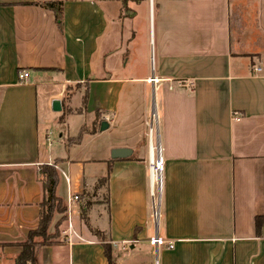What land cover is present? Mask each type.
<instances>
[{"label":"crops","instance_id":"crops-1","mask_svg":"<svg viewBox=\"0 0 264 264\" xmlns=\"http://www.w3.org/2000/svg\"><path fill=\"white\" fill-rule=\"evenodd\" d=\"M44 165L68 218L34 264H264V0H0V264L39 226Z\"/></svg>","mask_w":264,"mask_h":264},{"label":"trees","instance_id":"trees-1","mask_svg":"<svg viewBox=\"0 0 264 264\" xmlns=\"http://www.w3.org/2000/svg\"><path fill=\"white\" fill-rule=\"evenodd\" d=\"M140 2L143 0H134ZM42 7L51 10L55 13L58 24L62 23L63 8L60 2H48L40 4ZM86 97L84 105H86ZM83 133V132H82ZM82 138L80 134L77 138L70 140V144L79 143ZM44 190V200L40 206V221L39 226L35 231H32L24 242L22 253L15 259L14 264H34L35 251L40 246L51 245L56 243V239L60 238L61 227L67 221L68 208L66 202L57 196V187L60 182V175L54 166L44 165L40 172ZM58 221L55 225V231L51 235L50 227L55 219L58 217ZM85 212L82 213V219L85 220ZM264 219H257V223L260 224ZM40 238L43 243L35 245L34 239ZM34 245V246H33Z\"/></svg>","mask_w":264,"mask_h":264},{"label":"built area","instance_id":"built-area-1","mask_svg":"<svg viewBox=\"0 0 264 264\" xmlns=\"http://www.w3.org/2000/svg\"><path fill=\"white\" fill-rule=\"evenodd\" d=\"M257 71V69H256ZM29 74L24 73L20 75V80H23L25 78H28ZM237 117V115H235ZM239 119V118H238ZM157 125V118H155L154 113L151 115V123H150V133L152 134L154 126ZM157 149V148H155ZM161 156V151H160ZM150 194L153 201V219L156 223L159 221L160 217V202H161V192H162V185H163V169H164V163L162 156L158 157V152L154 150L153 154L151 153L150 157ZM79 200L78 196H72L69 198V204L71 205L73 202H76ZM68 230L70 234H73V227L72 223L69 222ZM150 244L154 247L159 246H165L167 244L168 248H173V244H168L166 240L161 238L158 235H155L153 238L150 239Z\"/></svg>","mask_w":264,"mask_h":264},{"label":"rangeland","instance_id":"rangeland-1","mask_svg":"<svg viewBox=\"0 0 264 264\" xmlns=\"http://www.w3.org/2000/svg\"><path fill=\"white\" fill-rule=\"evenodd\" d=\"M144 12V11H143ZM143 12H141V10H139V14H138V22H140L141 18H143ZM144 19V18H143ZM78 100L77 102L75 101V105H78ZM154 113V111H153ZM155 116V115H154ZM156 127L157 125L154 126V129H153V134L156 132ZM52 133L53 131L50 130ZM77 133V132H76ZM76 133L74 132V135H76ZM53 139V134H52V137L50 136V141ZM157 143H156V148H157ZM60 148V147H59ZM93 154H91V152H89L86 156L87 157H92ZM83 159V158H82ZM105 195H106V191H105V186L104 187H101L100 190L99 189H91L88 191V193L86 194V198H85V201L86 202H89L88 204L90 205V210H89V213L93 212L94 216H95V211H97L99 208L98 206H100L99 204H104L106 202V198H105ZM98 208V209H97ZM78 215V212L74 210V213H73V218L75 219L76 216ZM91 217V216H90ZM91 222L92 224H94L95 220L92 219L91 217ZM51 235H53L51 233ZM62 239V236H60V238L56 239L55 241L56 242H59L60 240ZM35 245L37 244H42L43 241L40 239V238H36L34 239V242H33ZM34 246V245H33Z\"/></svg>","mask_w":264,"mask_h":264},{"label":"water","instance_id":"water-1","mask_svg":"<svg viewBox=\"0 0 264 264\" xmlns=\"http://www.w3.org/2000/svg\"><path fill=\"white\" fill-rule=\"evenodd\" d=\"M52 109L54 112H60L62 110L61 108V102L56 100L52 104ZM102 131L108 129V124L103 123L101 126ZM132 155L131 150L127 149H117L112 152V159H125Z\"/></svg>","mask_w":264,"mask_h":264},{"label":"bare ground","instance_id":"bare-ground-1","mask_svg":"<svg viewBox=\"0 0 264 264\" xmlns=\"http://www.w3.org/2000/svg\"><path fill=\"white\" fill-rule=\"evenodd\" d=\"M158 145H159V144H158ZM158 145H157V149H155V147L152 146V148H151L152 154H153L154 150H156V152H158ZM160 151H161V149H160ZM158 157H159V158L161 157V156H160V152H158Z\"/></svg>","mask_w":264,"mask_h":264}]
</instances>
